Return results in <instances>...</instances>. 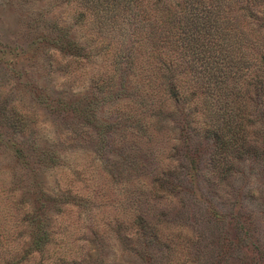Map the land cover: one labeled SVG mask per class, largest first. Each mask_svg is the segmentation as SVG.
Returning <instances> with one entry per match:
<instances>
[{
  "label": "rangeland",
  "instance_id": "rangeland-1",
  "mask_svg": "<svg viewBox=\"0 0 264 264\" xmlns=\"http://www.w3.org/2000/svg\"><path fill=\"white\" fill-rule=\"evenodd\" d=\"M77 13L71 0H0V252L13 264H264V161L212 165L185 74L193 113L170 101L146 132L129 127L149 87L124 52L114 71ZM70 40L86 55L71 57ZM251 120L248 142L262 150ZM34 227L47 234L39 251Z\"/></svg>",
  "mask_w": 264,
  "mask_h": 264
},
{
  "label": "trees",
  "instance_id": "trees-1",
  "mask_svg": "<svg viewBox=\"0 0 264 264\" xmlns=\"http://www.w3.org/2000/svg\"><path fill=\"white\" fill-rule=\"evenodd\" d=\"M71 1L76 18L86 19L113 52L114 71L121 64L116 57L124 52V66L133 75L141 70L138 81L149 87L148 92L139 91L148 98L135 103L138 112L125 114L129 127L146 132L160 122L159 117L166 118L170 101L193 113L192 99L179 85L178 76L185 74L200 95L194 131L213 141L212 165L221 171L232 159L249 156L264 161V147L258 150L248 142L253 116L264 129V0ZM150 11L157 16L150 17ZM67 49L71 57L86 55L73 40ZM144 67L147 74L142 73ZM158 190L163 191L162 184ZM135 224L140 230L147 228L141 218ZM47 240L45 230L34 227L29 250L39 251ZM8 254L0 252V264H13Z\"/></svg>",
  "mask_w": 264,
  "mask_h": 264
}]
</instances>
